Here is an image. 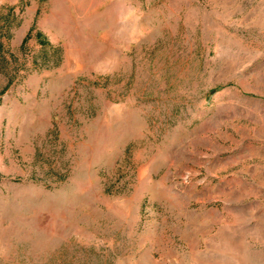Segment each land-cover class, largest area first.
<instances>
[{"label":"rangeland","instance_id":"374dc122","mask_svg":"<svg viewBox=\"0 0 264 264\" xmlns=\"http://www.w3.org/2000/svg\"><path fill=\"white\" fill-rule=\"evenodd\" d=\"M0 264H264V0H0Z\"/></svg>","mask_w":264,"mask_h":264},{"label":"trees","instance_id":"16d2710c","mask_svg":"<svg viewBox=\"0 0 264 264\" xmlns=\"http://www.w3.org/2000/svg\"><path fill=\"white\" fill-rule=\"evenodd\" d=\"M30 34H31V30H30V32H28V34H27L26 37L24 38L22 45H24V44L27 42V40H28Z\"/></svg>","mask_w":264,"mask_h":264}]
</instances>
